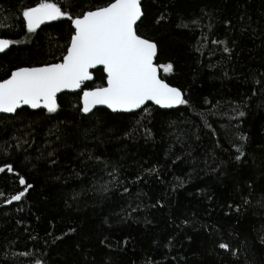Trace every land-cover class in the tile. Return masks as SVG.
<instances>
[{
  "label": "trees",
  "instance_id": "16d2710c",
  "mask_svg": "<svg viewBox=\"0 0 264 264\" xmlns=\"http://www.w3.org/2000/svg\"><path fill=\"white\" fill-rule=\"evenodd\" d=\"M37 2L0 0V35L16 42L0 80L62 58L69 21L22 26ZM53 2L76 14L106 0ZM142 5L141 34L173 64L161 76L189 103L85 115L64 93L55 114L0 115V166L14 168L0 174V264H264V0ZM93 74L85 88L103 83ZM17 174L33 187L6 205Z\"/></svg>",
  "mask_w": 264,
  "mask_h": 264
},
{
  "label": "snow or ice",
  "instance_id": "6c2138e0",
  "mask_svg": "<svg viewBox=\"0 0 264 264\" xmlns=\"http://www.w3.org/2000/svg\"><path fill=\"white\" fill-rule=\"evenodd\" d=\"M144 16L142 0H106L103 5L89 6L76 14L53 0H38L35 6L24 9L21 23L28 34H35L46 23L66 19L70 22L69 38L59 62L18 67L0 80V113L18 114V110L27 108L55 114L61 109V93H77L82 105L78 110L85 115L100 106L115 113L145 109L149 103L165 109L187 105L182 90L160 75L161 68L164 73H171L173 64L156 62L158 43L141 34ZM163 19L162 15L157 23ZM212 42L225 44L223 51L230 53L224 41ZM13 43L16 42L11 39H0V53ZM92 70L101 73L103 83L85 88V82L94 79ZM244 115L243 111L238 113L239 117ZM205 126L211 127L206 120ZM238 139L244 141L246 137L240 135ZM16 147H20L19 142ZM236 151L239 155L235 158L240 160L242 146ZM52 155L48 153L49 157ZM5 171L13 173L14 168L11 164L0 166V173ZM18 182L22 190L11 195L9 204L21 201L33 187L23 176L18 175ZM219 247L229 250L227 243L221 242Z\"/></svg>",
  "mask_w": 264,
  "mask_h": 264
},
{
  "label": "water",
  "instance_id": "95a60500",
  "mask_svg": "<svg viewBox=\"0 0 264 264\" xmlns=\"http://www.w3.org/2000/svg\"><path fill=\"white\" fill-rule=\"evenodd\" d=\"M142 2H143V0H142ZM52 22H55V21H52ZM52 22H50V23H52ZM47 24H49V23H46V24H44V25H41V28L43 27V26H45V25H47ZM39 30V29H38ZM0 39H3L2 37H1V35H0ZM10 48V47H9ZM8 48V49H9ZM8 49H6L5 50V52L6 51H8ZM5 52H2V53H5ZM2 53H0V54H2ZM93 72L94 71H96V70H92ZM160 75H161V71H160ZM162 77V76H161ZM94 80V79H93ZM93 80L92 81H88V82H85V85L83 86V87H85L86 86V84H88V83H91V82H93ZM174 87V86H173ZM62 94H64V93H61L60 95H62ZM68 94H77V93H68ZM59 95V96H60ZM149 104H151V103H149ZM149 104H147V105H149ZM146 105V106H147ZM151 105H154V104H151ZM82 106V105H81ZM154 106H157V105H154ZM181 105H179V106H176V107H173V108H170V109H165V108H162V109H164V110H174V109H177L178 107H180ZM159 107V106H158ZM98 109H106V110H108V111H110V112H112L110 109H107V108H105V107H103V106H100V107H98ZM31 110V109H30ZM97 109H94L93 110V113L96 111ZM140 110H142V109H137V110H135L134 112H138V111H140ZM33 111H40V110H33ZM134 112H115V113H134ZM93 113H89V114H87V115H91V114H93ZM112 113H114V112H112ZM84 114V113H83ZM0 115H7V116H14L15 114H3V113H0ZM1 174V173H0ZM29 190V189H28ZM28 192V191H27ZM14 202H16V201H13L12 203H14ZM7 204H9V203H6V205Z\"/></svg>",
  "mask_w": 264,
  "mask_h": 264
},
{
  "label": "rangeland",
  "instance_id": "374dc122",
  "mask_svg": "<svg viewBox=\"0 0 264 264\" xmlns=\"http://www.w3.org/2000/svg\"><path fill=\"white\" fill-rule=\"evenodd\" d=\"M162 71H163V69H162ZM164 73V72H163ZM164 74H168V73H164Z\"/></svg>",
  "mask_w": 264,
  "mask_h": 264
},
{
  "label": "flooded vegetation",
  "instance_id": "af4514ba",
  "mask_svg": "<svg viewBox=\"0 0 264 264\" xmlns=\"http://www.w3.org/2000/svg\"><path fill=\"white\" fill-rule=\"evenodd\" d=\"M26 27V26H25Z\"/></svg>",
  "mask_w": 264,
  "mask_h": 264
}]
</instances>
